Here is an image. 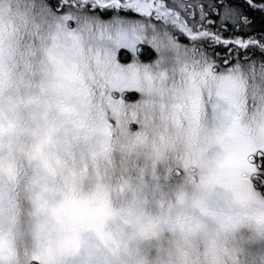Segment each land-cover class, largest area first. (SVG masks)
I'll use <instances>...</instances> for the list:
<instances>
[{
	"label": "rangeland",
	"instance_id": "obj_1",
	"mask_svg": "<svg viewBox=\"0 0 264 264\" xmlns=\"http://www.w3.org/2000/svg\"><path fill=\"white\" fill-rule=\"evenodd\" d=\"M4 4L13 11L10 0ZM32 29L41 34V28L32 25ZM43 33L54 48L43 59L30 46L35 43L33 38L27 45L31 50L23 45L15 51L19 65L17 79L21 80L26 74L27 79L34 82L28 100H33L40 114L46 117L49 138L53 134L54 141L63 140L59 147L70 148L65 153L67 160L62 162V168L54 169L47 179L53 189L59 188L65 199L99 194L100 197L96 196L101 201L99 205L104 203L105 211L108 202L113 212L115 204L122 208L123 204L128 207L132 203L136 207L143 202V197H153L157 202H149L146 210L163 207L169 212L175 209L182 212L184 218L178 221L183 224L176 226V233L185 247L203 252L211 241L223 240L228 257L238 264H248L252 259L264 264V207L249 180L239 178L235 172L233 154L237 133L215 122L211 107L213 97L204 101L200 120L190 123L182 115L187 106H181L175 97L174 85L169 81L165 85L168 94L155 98L154 105L135 120L130 110L114 111L99 77L93 79L86 68L77 71L57 54L55 35L44 29ZM219 52L226 54L225 50ZM155 55L154 50L146 49L141 60L149 61ZM89 58L94 60L91 54ZM36 113L35 109V116L41 122ZM252 132L257 134V129L252 128ZM50 141L53 143L52 139ZM86 157L103 160V163L88 173L73 167L71 180L63 178L69 161L74 163L77 158ZM27 192L28 189L23 194ZM23 194L18 197L22 203L19 211L25 210L28 203L32 206L33 196L23 197ZM46 201V224L41 226V238L46 237V240L37 241L32 227V233H22L23 227L15 229L16 234L11 239L7 237V243L0 241V264H88L79 257H92L90 262L94 264H119L116 258L121 259V264L125 259L131 263L138 261L133 252L138 251L139 246H132L130 242L121 250L120 257L116 256L113 239L104 244L103 240L98 242L97 250L105 247L101 252L85 254L90 245L94 246L89 243L91 240L79 248L68 247L59 238L51 219L58 216L57 213L70 215L81 205L53 203L48 194ZM227 202L233 208L229 209ZM54 210H58L57 213ZM186 210L189 220L184 215ZM253 225L261 231L249 239L248 232ZM158 229L153 226L147 239L163 232ZM228 241H233L236 247L229 250ZM147 243L144 242L140 250L148 249ZM98 257L103 258L102 263L96 261Z\"/></svg>",
	"mask_w": 264,
	"mask_h": 264
},
{
	"label": "snow or ice",
	"instance_id": "obj_2",
	"mask_svg": "<svg viewBox=\"0 0 264 264\" xmlns=\"http://www.w3.org/2000/svg\"><path fill=\"white\" fill-rule=\"evenodd\" d=\"M17 15L54 34L57 54L99 77L114 111L135 120L168 94L169 81L190 123L213 97V119L237 133V176L264 190V31L251 34L264 0H31L23 13L0 4V59L6 37L11 55L24 35ZM146 49L154 59L141 60Z\"/></svg>",
	"mask_w": 264,
	"mask_h": 264
},
{
	"label": "trees",
	"instance_id": "obj_3",
	"mask_svg": "<svg viewBox=\"0 0 264 264\" xmlns=\"http://www.w3.org/2000/svg\"><path fill=\"white\" fill-rule=\"evenodd\" d=\"M262 31H264V20L257 17L255 28L251 34L259 35ZM225 35H231V33L226 32ZM30 38L32 37L24 33L18 46L24 45L23 48L31 50L32 48L28 49L27 47V45H30ZM16 56L15 50L11 55L5 50L2 53V59H0V241L7 243V237L11 239V236L13 237L16 234L14 230H20L22 227V233L28 231L32 233L30 224L32 206L28 203L25 210L19 211L22 203L18 201V197H21L23 192L28 189L23 197L33 196L31 197L33 203L35 197L34 185L39 181L42 185V191H45L51 197L53 203H60L65 206L81 205L78 208L75 207L76 209L70 215L58 214V210H54L58 216L51 219L55 223L53 227L57 230L59 238L63 239L68 247L74 249L76 245L79 248L82 244H87L85 241L91 240L89 243H94V246L90 245L91 247L86 250L85 254L91 251L94 253L95 251L101 252L105 247L97 250L96 245L98 242L103 240L102 244H104L107 240L113 239L114 244H112L116 248V256L120 257L121 250L126 243L130 242L132 246H139V250L133 252V257H138V261L131 263V261L125 259L123 264H140L141 260H143V264H152L155 253L146 255L145 249L140 250L141 246L148 241L146 245L148 249L163 247L166 238L178 240L176 226L183 224L181 220L178 221L180 218H184L181 215L182 212L176 211L178 209L175 208V210L169 212L163 207L146 210L145 208L149 202H157V199L153 197H143V202L138 203L136 207H133L132 203L128 207H123L125 205L123 204L122 208L115 204L114 212L112 211L113 206L106 202V210L104 211V203L99 205L101 201L96 198L99 194L95 193L88 197L77 195V199L72 197L65 199L63 195H60L62 193L59 188H54V192L47 179L54 169L57 167L62 168V162L67 160L65 153L70 148L69 146L59 147L63 140L60 138L54 141L53 134H50L53 141L51 143L48 130H46V117L40 114L37 106H34L33 100H28V97L32 96V84L34 82L32 80L30 82V78L27 79L26 74L21 80L17 79L19 65ZM35 109L41 122L35 116ZM53 160L55 161V167L51 163ZM41 169H43L44 175H41ZM249 182L264 207V190L256 191L252 186V182L250 180ZM96 190L100 191L98 188ZM58 196H61L64 200L58 199ZM227 203L229 209L233 208L230 207L229 202ZM169 205H171L170 202ZM49 207L53 208V206ZM99 208H102V211L99 212ZM88 209L90 210L86 211L87 213H82ZM63 211H66V209H63ZM184 215L188 220L190 219V216H188L189 211L186 210ZM231 216L232 214H229V217ZM153 226H158V230L163 232H160L158 236L147 239ZM41 239L46 240V237ZM178 241L183 244L181 240ZM79 258L87 261L88 264H94L90 262L92 257ZM116 259L117 263H122L121 259ZM99 260L100 263L103 262L102 257H98L96 261ZM230 260L232 264L239 263L234 259Z\"/></svg>",
	"mask_w": 264,
	"mask_h": 264
},
{
	"label": "clouds",
	"instance_id": "obj_4",
	"mask_svg": "<svg viewBox=\"0 0 264 264\" xmlns=\"http://www.w3.org/2000/svg\"><path fill=\"white\" fill-rule=\"evenodd\" d=\"M7 0H0V4L6 3ZM14 13H23L26 10V6L31 3V0H10ZM13 19L16 21L17 27L20 31L26 33L28 36L35 40V43L30 45L34 48L36 54L43 59L49 51H53V44L49 41L47 36L43 33V26L41 25V34L37 35L36 31L32 29V25L29 24L24 27L21 24L20 16H14ZM5 50L7 51V37L5 40ZM53 167H55V161H51ZM103 160L77 158L73 163L69 161L68 168L64 170L63 178L71 180V169L75 167L76 169L82 171L83 173H88L90 170L97 169ZM43 169H41V175H44ZM35 199L32 203V209L30 212V224L36 234V239L43 236L41 232V226L46 224L45 206L47 200V194L42 191V185L39 181L34 185ZM261 231L260 228L253 225L248 232L249 239L255 238L256 235ZM229 245V250L236 247L233 241L227 242ZM225 241H211L206 250L199 252L196 249L185 247L178 240H173L171 238H166L163 242V247H154L145 249L146 255H152L155 253L152 264H232V261L228 257L224 250ZM248 264H258L255 259L249 260Z\"/></svg>",
	"mask_w": 264,
	"mask_h": 264
}]
</instances>
